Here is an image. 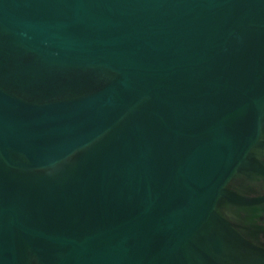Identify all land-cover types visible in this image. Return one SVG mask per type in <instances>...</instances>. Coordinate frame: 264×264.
Returning a JSON list of instances; mask_svg holds the SVG:
<instances>
[{
	"label": "rangeland",
	"instance_id": "rangeland-1",
	"mask_svg": "<svg viewBox=\"0 0 264 264\" xmlns=\"http://www.w3.org/2000/svg\"><path fill=\"white\" fill-rule=\"evenodd\" d=\"M217 143L197 192L183 165ZM5 209L81 264H264V0H0ZM0 245L72 249L8 214Z\"/></svg>",
	"mask_w": 264,
	"mask_h": 264
},
{
	"label": "water",
	"instance_id": "water-1",
	"mask_svg": "<svg viewBox=\"0 0 264 264\" xmlns=\"http://www.w3.org/2000/svg\"><path fill=\"white\" fill-rule=\"evenodd\" d=\"M226 156L227 149L221 143L204 145L194 150L182 168V177L186 185L197 192L207 190L223 168ZM204 207L205 205L202 208ZM202 213L203 211L199 214L198 222L201 220ZM5 214L11 217V222L16 228L31 236L43 238L53 243L71 245L72 249L61 259L59 264H81L80 258L87 249L84 245L64 238H53L42 232L28 228L16 220L14 212L10 209H5L1 212L0 222ZM0 264H14V254L11 246L0 245Z\"/></svg>",
	"mask_w": 264,
	"mask_h": 264
}]
</instances>
